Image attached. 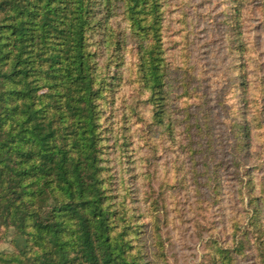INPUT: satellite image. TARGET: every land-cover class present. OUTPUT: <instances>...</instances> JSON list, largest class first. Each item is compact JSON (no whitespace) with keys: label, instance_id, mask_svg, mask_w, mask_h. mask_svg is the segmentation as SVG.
Returning <instances> with one entry per match:
<instances>
[{"label":"trees","instance_id":"1","mask_svg":"<svg viewBox=\"0 0 264 264\" xmlns=\"http://www.w3.org/2000/svg\"><path fill=\"white\" fill-rule=\"evenodd\" d=\"M171 1L0 0V238L12 231L0 264H172L153 217L163 181L152 155L172 123ZM124 80L143 103L138 149L128 127L106 123ZM247 90L250 145L261 124ZM209 246V264H235Z\"/></svg>","mask_w":264,"mask_h":264},{"label":"rangeland","instance_id":"2","mask_svg":"<svg viewBox=\"0 0 264 264\" xmlns=\"http://www.w3.org/2000/svg\"><path fill=\"white\" fill-rule=\"evenodd\" d=\"M262 1L172 0L169 4L167 20L172 29L165 37L166 57L177 67L167 80L166 107L172 109V123L169 130L158 129L165 138L152 155L158 158L159 181H163L153 184L163 189L153 217L172 264H209V245L215 242L229 248L235 264H264ZM245 85L249 104L258 113L255 123L261 124L250 145L241 129L240 97ZM139 101L124 80L113 106H106V115L113 111L106 123L112 120L116 129L128 127L135 149L143 142L145 119ZM110 143L106 141L105 147ZM147 152V147L142 148L139 155ZM112 155L111 150L105 156L115 165ZM260 200V211L254 214ZM11 234L2 233L1 249L12 250ZM153 241L154 237L146 239L150 247ZM237 248L241 252H235Z\"/></svg>","mask_w":264,"mask_h":264}]
</instances>
